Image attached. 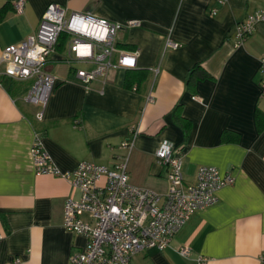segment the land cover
<instances>
[{"label": "crops", "instance_id": "0c3cea01", "mask_svg": "<svg viewBox=\"0 0 264 264\" xmlns=\"http://www.w3.org/2000/svg\"><path fill=\"white\" fill-rule=\"evenodd\" d=\"M14 1L3 10L6 0H0V53L35 32L50 3L66 15L88 11L141 24L117 37L119 49L137 51L136 66L114 67L105 81L89 84L73 70L93 64L68 61L64 33L47 59L55 83L41 120V106L25 100L31 80L0 74V264H67L86 244L85 236L62 225L64 202L78 198V190L32 166L35 133L61 170L124 159L131 184L162 196L169 186L168 168L156 157L163 140L179 149L185 183L195 181L200 165L232 175L218 201L194 212L165 249L139 252L131 264H264V22L233 47L236 24L264 10V0H26L21 12ZM195 65L208 76L198 71L189 83ZM139 72L144 79L138 82L131 77ZM174 113L189 120L188 132ZM128 139L131 147H121ZM181 247L189 248L188 256L179 254Z\"/></svg>", "mask_w": 264, "mask_h": 264}, {"label": "built area", "instance_id": "2783aa9c", "mask_svg": "<svg viewBox=\"0 0 264 264\" xmlns=\"http://www.w3.org/2000/svg\"><path fill=\"white\" fill-rule=\"evenodd\" d=\"M226 1L217 0L220 5ZM25 3L26 0H15L14 10L21 12ZM216 12L214 7L210 15ZM260 22H264V10L248 14L238 22L233 47L241 46ZM140 24L138 19L111 21L88 11L66 15L62 5L50 3L35 32L2 50L0 65L3 70L0 74L15 80H31L25 100L41 106L36 114V119L41 120L55 83V76L48 71L46 63L61 34L70 36L69 62L93 64L91 69L73 70L76 79L89 84L97 78L105 81L114 67L136 66L137 51L119 49L117 37L122 29ZM166 44L173 48L179 45L171 40ZM114 54H117L116 61ZM260 70L264 91V57L260 60ZM152 100L149 93L147 101ZM131 145L129 139L121 143L123 148ZM29 151L37 173L60 176L79 192L78 198L65 200L62 225L69 232L85 236L86 244L81 251L69 256L67 264H131V258L139 252L150 248L163 250L194 212L215 204L218 190L233 182L231 174L221 175L214 166L200 165L195 181L185 183L180 151L168 140H163L156 150L157 159L168 168L169 186L163 196L131 184L127 160L112 166L82 161L70 170H61L44 148L38 133L34 134ZM178 252L188 256L189 248L181 247ZM261 258L264 259V254ZM18 262L17 259L13 263Z\"/></svg>", "mask_w": 264, "mask_h": 264}, {"label": "trees", "instance_id": "16d2710c", "mask_svg": "<svg viewBox=\"0 0 264 264\" xmlns=\"http://www.w3.org/2000/svg\"><path fill=\"white\" fill-rule=\"evenodd\" d=\"M10 7H12V6H10V0H6V3L4 5L3 10L5 8H10ZM64 37H65V34L64 33L60 35V38H59L57 47H59V44L60 45L62 44V41H64ZM60 39H61V41H60ZM117 44H118V42H117ZM196 72H198V75H201L203 77H207L208 76V74L202 68H200V65H195L191 69V78L189 79V83H191L195 79ZM131 78H133V80L138 81V82L139 81H142L144 79V73L143 72H139L138 74H135ZM131 78H130V80H131ZM174 112H176V111H174ZM174 116H175V120L178 122L179 125H181V127L183 128V130L185 131V133L188 132L189 127L191 125V123L189 122V120L186 119V118H183L181 115H179V113L178 114L177 113H174Z\"/></svg>", "mask_w": 264, "mask_h": 264}, {"label": "snow or ice", "instance_id": "6c2138e0", "mask_svg": "<svg viewBox=\"0 0 264 264\" xmlns=\"http://www.w3.org/2000/svg\"><path fill=\"white\" fill-rule=\"evenodd\" d=\"M126 63H130V61H126Z\"/></svg>", "mask_w": 264, "mask_h": 264}, {"label": "clouds", "instance_id": "9594fccd", "mask_svg": "<svg viewBox=\"0 0 264 264\" xmlns=\"http://www.w3.org/2000/svg\"><path fill=\"white\" fill-rule=\"evenodd\" d=\"M161 155H163V153H161Z\"/></svg>", "mask_w": 264, "mask_h": 264}]
</instances>
